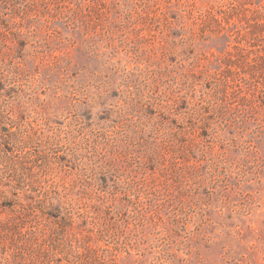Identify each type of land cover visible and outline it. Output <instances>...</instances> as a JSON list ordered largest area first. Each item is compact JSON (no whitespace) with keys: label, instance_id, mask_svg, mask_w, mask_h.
Instances as JSON below:
<instances>
[{"label":"rangeland","instance_id":"obj_1","mask_svg":"<svg viewBox=\"0 0 264 264\" xmlns=\"http://www.w3.org/2000/svg\"><path fill=\"white\" fill-rule=\"evenodd\" d=\"M0 264H264V0H0Z\"/></svg>","mask_w":264,"mask_h":264}]
</instances>
